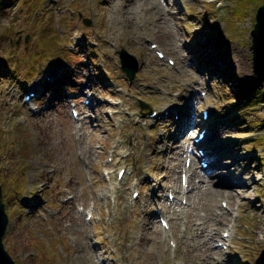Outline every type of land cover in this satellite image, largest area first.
Returning a JSON list of instances; mask_svg holds the SVG:
<instances>
[{
	"label": "rangeland",
	"instance_id": "rangeland-1",
	"mask_svg": "<svg viewBox=\"0 0 264 264\" xmlns=\"http://www.w3.org/2000/svg\"><path fill=\"white\" fill-rule=\"evenodd\" d=\"M220 1L164 0L171 14L162 22V10L145 12V4H133L128 16V0H0V183L9 216L3 242L15 264H98L102 253L112 264H264V83L253 74L250 35L261 1L225 0L224 7ZM149 42L175 66L159 59ZM121 48L140 62L131 82L120 70ZM90 74L95 100L102 98L98 118L89 122L91 112L83 111V121H74L69 102L85 108ZM201 90L207 96L199 104ZM31 91L35 96L25 101ZM138 99L158 113L181 110L178 118H149ZM205 106L222 130L215 145L229 144L236 155L220 149L219 170L246 173L252 184L238 207L227 196L239 215L226 260L212 257L197 235L186 238L200 214L212 217L225 196L207 204L203 192H191L183 212L165 198L166 191L178 192L187 153L178 141L199 129L186 127L185 117L200 118ZM111 152L116 162L108 164ZM234 158L242 160L234 166ZM120 167L126 170L118 181ZM103 170L112 171L110 179ZM137 188L140 198L133 200ZM157 206L166 209L180 244L174 256L160 239ZM220 218L222 231L232 218ZM207 221L212 233L215 220Z\"/></svg>",
	"mask_w": 264,
	"mask_h": 264
},
{
	"label": "bare ground",
	"instance_id": "bare-ground-1",
	"mask_svg": "<svg viewBox=\"0 0 264 264\" xmlns=\"http://www.w3.org/2000/svg\"><path fill=\"white\" fill-rule=\"evenodd\" d=\"M129 2H131L129 5L128 4H125L126 6V13L128 14V16L132 15V12H133V9H132V5L135 4V3H139L138 0H128ZM174 1V0H172ZM133 2V3H132ZM140 4V3H139ZM141 4H145L143 10L146 12L147 10H150V7L151 6H156L158 7L160 10H162L161 12V20L162 22H165L166 19H163L164 17L166 16H169L171 13H170V9L169 7H166L165 6V3L162 2V1H154V0H142L141 1ZM151 11V10H150ZM152 14H155L154 12ZM159 19V17H158ZM156 21V20H155ZM167 23H168V20H167ZM171 35H173V37H175V40L177 41V45L178 47L180 46V43L183 44L184 42L182 41V37H181V34L178 30H176V32H172ZM193 122V123H192ZM208 121H205L203 120L202 118H199L197 116H194V118L192 120L190 119H185V125L186 127H190V126H193V128L197 127V126H200V125H204L208 126V129H212V130H215L217 131L218 133H220V131L222 130H219V128H216V126H213V125H210L212 122H208ZM192 130V129H191ZM197 135V134H196ZM185 134L182 136L181 135V147L179 148L180 150V153H184V146L186 143L190 142L189 140L191 139L192 141V144L194 146V140L192 138V136L189 134L186 135V137H184ZM211 138L207 140H203L202 142H205L206 146H207V149H208V155H209V160L213 161V163L211 164V170L214 172L211 174V176L213 175L215 177V179H211L209 175H205L203 176L201 173L202 171L204 170V172L206 173L208 170H206V168H204L203 170L202 169H193V174L192 175H188V180L190 181V190L192 192L194 191H197V192H203V194H205L206 196V203L207 204H210L211 203V200L212 198L216 197V196H219V195H233L232 196V199L231 201H235L236 200V205H239V200L240 199H244V196L247 195L249 196V190H250V187H252V184H251V181H250V178H248L246 176V173H241L239 176L236 175L233 172H231V168H229L228 170L226 171H216L217 169H219L220 167L224 166V163L223 161H221L222 159V150H225L226 151V154H231L228 156L229 158H232L235 155L234 152H232L231 150V147L229 144H223V146H218L217 144L214 145V144H211L209 142ZM196 145V144H195ZM204 145V144H203ZM223 148V149H222ZM220 149H222L220 151ZM88 150V149H86ZM199 159V158H198ZM242 158H238L237 160H239ZM191 160V159H190ZM233 160V165L236 166L237 163H240L238 162L235 158L232 159ZM180 161V160H179ZM178 161V162H179ZM237 161V162H236ZM192 163L193 165H195L197 163L196 160H192ZM231 163H228L226 164L228 167L230 166ZM233 166V167H234ZM198 176V177H201V179H203V183H201L200 181H198L197 183H193V177L192 176ZM239 179V180H238ZM253 181H256L258 180V176L254 175L252 177ZM235 180H238V187H234V186H237V183ZM215 182H218L217 184L219 186H223V187H216L214 186L213 187V184ZM229 188V189H228ZM231 189V190H230ZM202 190V191H200ZM108 191V190H107ZM107 191L103 192L101 194V197L105 198L107 196ZM234 192V193H233ZM210 210V207L207 208ZM221 210V209H220ZM220 215V212L217 213V217ZM210 215H207L208 219H211V217H209ZM205 216H199L198 219H199V223L198 226L194 225L192 227H190V230H192V232L196 233V235L198 236V241H201L202 245L205 246V247H212L211 249H209V254L212 253L214 255L212 256H215V255H218L219 254V251H220V248L218 247H214V246H211V243L212 241L214 240V236L210 233L207 232V230L202 226V225H205L206 223V220H207V217L206 220L205 218H203ZM154 218V217H153ZM195 222V221H194ZM185 224V222L183 223ZM218 225H222V223L220 222H217V219L215 220V228H218ZM188 229V227H187ZM228 231V229H227ZM163 235H165V233L163 232ZM195 237L194 234H192L191 232H189V235L186 236V238H188V240H193V238ZM230 239L231 238H223L221 237V241H225V242H230Z\"/></svg>",
	"mask_w": 264,
	"mask_h": 264
},
{
	"label": "water",
	"instance_id": "water-1",
	"mask_svg": "<svg viewBox=\"0 0 264 264\" xmlns=\"http://www.w3.org/2000/svg\"><path fill=\"white\" fill-rule=\"evenodd\" d=\"M252 35V58L253 71L259 81H264V3L260 5L256 12V23L251 30ZM122 68L132 79L137 69L136 65L130 63V56L122 51ZM8 216L4 210V203L1 201L0 187V264H14L8 252L4 249L2 237L5 233Z\"/></svg>",
	"mask_w": 264,
	"mask_h": 264
}]
</instances>
